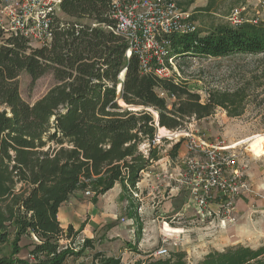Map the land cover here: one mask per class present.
<instances>
[{
  "label": "trees",
  "instance_id": "trees-1",
  "mask_svg": "<svg viewBox=\"0 0 264 264\" xmlns=\"http://www.w3.org/2000/svg\"><path fill=\"white\" fill-rule=\"evenodd\" d=\"M194 2L187 0L183 10ZM215 5L216 0H208L195 11L213 13ZM60 11L69 19L53 20L48 48H34L26 38L0 31V264H64L82 256L93 248V239L84 238L78 251L61 245L74 240L85 225L77 231L71 225L61 228L59 208L89 183L95 198L117 183L130 197L141 174L162 158L160 145L153 144L158 128L177 131L191 119L202 120L229 106L234 111L228 115L239 116L236 102L245 93L240 88L209 94L201 103L184 85L141 73L137 56L126 58L128 46L111 30L107 0H64ZM170 47V58L260 55L264 60V24L244 19L237 26L216 24L204 33L196 27L194 33L172 35ZM22 73L33 81L51 73L55 84L30 105L19 94ZM160 92L173 100L170 105ZM180 143L170 149L171 159ZM129 218H135L134 211ZM22 238L35 240L29 243L31 262L17 257ZM9 243L10 254L2 255ZM91 264L122 262L95 252ZM134 264L187 262L186 254L177 251ZM196 264H264V246L211 251Z\"/></svg>",
  "mask_w": 264,
  "mask_h": 264
},
{
  "label": "rangeland",
  "instance_id": "rangeland-1",
  "mask_svg": "<svg viewBox=\"0 0 264 264\" xmlns=\"http://www.w3.org/2000/svg\"><path fill=\"white\" fill-rule=\"evenodd\" d=\"M181 2V8L184 9L187 0ZM207 2L208 0H195L194 4L187 8V11L197 17L194 20L198 32H207L219 23H229L228 15L234 8L242 10L243 19L264 24V0H216L213 13L195 11L204 7ZM58 18L63 21L69 19L62 12L58 13ZM31 46L38 47L35 43ZM172 63L174 65L172 80L198 94L201 103L206 102L209 94L232 93L240 88H244L245 93L241 102L239 100L236 102L240 103L239 108L235 110L240 112L239 116L228 115L230 111H234L231 106L227 109L216 108L211 116L199 121L191 119L180 130L165 132L157 129L156 135L161 138L158 144L161 147L160 160L167 161L169 169L181 164L183 158L187 157L185 134L201 137L210 143H233L242 140L248 146L252 144L254 146L252 152L261 156L264 149L262 56L173 58ZM17 81L21 99L30 105L42 98L55 84L51 73L35 81L22 73ZM162 97L167 99L168 105L173 101L166 94ZM178 142H181L178 154L184 150V155L180 158L177 155L175 159H171L168 153ZM261 166L260 161H251L248 164V179L250 177L253 189L251 188L249 195L238 199L233 211L224 216L215 206L207 217L197 214L188 200V193L177 188L178 190L171 196L170 187L175 185L170 183L169 187L165 186L162 183L161 172L151 170V166L147 170L151 171V179L145 177L144 173L141 174L137 184L138 192H133L128 198L123 193L122 198L121 194L115 197L113 193L101 197V202L96 206V203H93L95 187L89 183L72 199L79 205L76 212L80 216L79 221L73 225L74 231L80 228L81 221L86 225L75 235L74 240L61 241V245L78 251L82 240L88 238L93 239V248L86 249L80 257L68 258L64 264H91L95 252L118 257L122 264H134L136 261L157 258L154 253L159 249H166L168 256L172 252H184L187 264H196L207 253L222 251L227 247L242 245L252 249L260 248L264 246V175ZM129 200L132 208L128 205ZM132 211L135 212L133 219L129 218ZM31 242L35 240L21 239L19 244L21 250L17 257L32 261L29 256ZM10 252L11 243L2 248V255L7 256Z\"/></svg>",
  "mask_w": 264,
  "mask_h": 264
},
{
  "label": "built area",
  "instance_id": "built-area-1",
  "mask_svg": "<svg viewBox=\"0 0 264 264\" xmlns=\"http://www.w3.org/2000/svg\"><path fill=\"white\" fill-rule=\"evenodd\" d=\"M63 1L0 0V31L5 36L24 37L30 45L35 43L48 48L52 43V22L59 19ZM181 1L107 0L114 20L111 30L128 46L125 57L137 56L141 73L161 79L173 78L170 37L196 31V23L191 20L190 12L181 8ZM241 12L239 8L230 11L227 20L231 25L243 23ZM159 95L164 96V93ZM185 136L187 157L171 171L162 172L161 177L168 185L173 183L175 188L184 189L200 216H209L214 206L223 216L229 215L237 199L244 193H251L248 164L260 161L264 174V152L260 157L255 155L242 140L210 143L201 137ZM160 141L156 135L153 144L158 145ZM154 256L164 258L168 252L159 249Z\"/></svg>",
  "mask_w": 264,
  "mask_h": 264
},
{
  "label": "crops",
  "instance_id": "crops-1",
  "mask_svg": "<svg viewBox=\"0 0 264 264\" xmlns=\"http://www.w3.org/2000/svg\"><path fill=\"white\" fill-rule=\"evenodd\" d=\"M181 155V156H180ZM184 155V150H182L181 151V153H179L178 154V157L180 158V157H182ZM254 162H258V161H254ZM169 167V164L167 163V161L165 162L164 160H159L158 162H156L154 165H152L151 167H150V169L152 170V169H156V170H159L161 173L162 172H165L166 171V169H168L169 171H171L172 169H169L168 168ZM261 170H262V166H261ZM144 173V176L145 177H147V178H149V179H151L150 178V173H151V171L149 172V171H147L146 170V172H143ZM142 173V174H143ZM248 175H249V172H248ZM262 175H264L263 174V170H262ZM159 176V175H158ZM157 176V177H158ZM162 179V183L165 185V186H167V187H169V185H168V183H167V181H166V179L165 178H161ZM248 182H249V184H250V187L252 188V182H251V180H250V177H249V179H248ZM138 188L139 187H137V191H136V193L138 192ZM253 189V188H252ZM176 190H178L177 188H175V187H170V191H171V196H173V192H175ZM256 190H259V189H256ZM122 185L121 184H119V183H117V184H115V186L111 189V190H109L108 192H106L104 195H99V196H97L96 198H95V201L93 202V203H96V206L101 202V200H100V198L101 197H104V196H107V195H109V194H113L114 193V195H115V197H118V195H120V197L122 196V193L124 194V192L122 191ZM78 192V191H77ZM77 192H75L74 193V195H72L69 199H68V201L66 202V203H64L60 208H59V211H58V221H59V223H60V226H61V228H65V227H67V226H69V225H71L72 227H73V225L77 222V221H79V215H78V212H76V209H78V207H79V205L78 204H76L75 203V200L73 201L72 199H73V197L75 196H77ZM89 193V192H88ZM125 195V194H124ZM137 197H138V195L137 194H135ZM246 195H249V194H247V193H244V194H242L238 199L240 200V199H242L243 197H245ZM113 196V195H112ZM125 196H127V195H125ZM119 197V198H120ZM122 198V197H121ZM128 198V197H127ZM255 198V197H254ZM237 199V201H239ZM90 205V204H89ZM128 205H129V207L130 208H132V205L130 204V200L128 201ZM90 209V207L88 206V210ZM77 211H79V210H77ZM82 224H84V223H82V221H81V224H80V226L82 225ZM86 225V224H85ZM85 227V226H84ZM84 229V228H83ZM31 258V257H30ZM30 262H31V260H30ZM137 262V261H136ZM135 263V262H134Z\"/></svg>",
  "mask_w": 264,
  "mask_h": 264
},
{
  "label": "water",
  "instance_id": "water-1",
  "mask_svg": "<svg viewBox=\"0 0 264 264\" xmlns=\"http://www.w3.org/2000/svg\"><path fill=\"white\" fill-rule=\"evenodd\" d=\"M124 74H125V71H123L121 74H120V80H123V78H124ZM136 110H138V109H136ZM157 115H155V123H156V126L158 127V122H157Z\"/></svg>",
  "mask_w": 264,
  "mask_h": 264
},
{
  "label": "bare ground",
  "instance_id": "bare-ground-1",
  "mask_svg": "<svg viewBox=\"0 0 264 264\" xmlns=\"http://www.w3.org/2000/svg\"><path fill=\"white\" fill-rule=\"evenodd\" d=\"M158 131H159V128H158ZM159 135V134H158ZM176 136H178L177 134H176ZM248 148L252 151V149H254V146H252V144L251 145H249L248 146ZM263 152H264V149H263ZM260 157V156H259Z\"/></svg>",
  "mask_w": 264,
  "mask_h": 264
}]
</instances>
